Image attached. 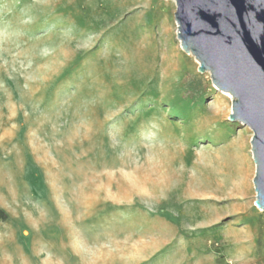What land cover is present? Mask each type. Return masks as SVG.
I'll use <instances>...</instances> for the list:
<instances>
[{
	"label": "rangeland",
	"instance_id": "obj_1",
	"mask_svg": "<svg viewBox=\"0 0 264 264\" xmlns=\"http://www.w3.org/2000/svg\"><path fill=\"white\" fill-rule=\"evenodd\" d=\"M175 13L0 0V264H264L253 133Z\"/></svg>",
	"mask_w": 264,
	"mask_h": 264
},
{
	"label": "water",
	"instance_id": "obj_2",
	"mask_svg": "<svg viewBox=\"0 0 264 264\" xmlns=\"http://www.w3.org/2000/svg\"><path fill=\"white\" fill-rule=\"evenodd\" d=\"M181 48L232 96L230 121L248 127L255 206L264 211V0H174Z\"/></svg>",
	"mask_w": 264,
	"mask_h": 264
},
{
	"label": "trees",
	"instance_id": "obj_3",
	"mask_svg": "<svg viewBox=\"0 0 264 264\" xmlns=\"http://www.w3.org/2000/svg\"><path fill=\"white\" fill-rule=\"evenodd\" d=\"M0 218L5 219L6 215L5 213L0 209Z\"/></svg>",
	"mask_w": 264,
	"mask_h": 264
},
{
	"label": "bare ground",
	"instance_id": "obj_4",
	"mask_svg": "<svg viewBox=\"0 0 264 264\" xmlns=\"http://www.w3.org/2000/svg\"><path fill=\"white\" fill-rule=\"evenodd\" d=\"M173 1H174V0H173ZM222 93H224V92H222ZM225 94H227V93H225ZM227 96H228L229 98H232L230 94H227Z\"/></svg>",
	"mask_w": 264,
	"mask_h": 264
},
{
	"label": "crops",
	"instance_id": "obj_5",
	"mask_svg": "<svg viewBox=\"0 0 264 264\" xmlns=\"http://www.w3.org/2000/svg\"><path fill=\"white\" fill-rule=\"evenodd\" d=\"M264 245V244H263Z\"/></svg>",
	"mask_w": 264,
	"mask_h": 264
}]
</instances>
